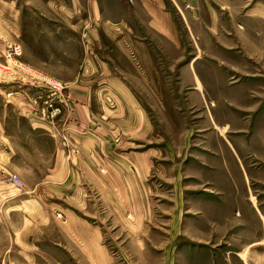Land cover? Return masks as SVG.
<instances>
[{"label":"rangeland","instance_id":"rangeland-1","mask_svg":"<svg viewBox=\"0 0 264 264\" xmlns=\"http://www.w3.org/2000/svg\"><path fill=\"white\" fill-rule=\"evenodd\" d=\"M227 1L226 8L216 5L217 12L225 14L215 22L214 32L181 29L180 61L175 54L182 64V80L194 61L214 90L210 95L220 94L223 101L207 98L205 103L191 97L196 89L189 79L183 85L159 79V84L129 86L149 127L143 138L114 150L122 155L149 147L153 164L147 177L133 197L124 183L116 188L125 186L127 196L116 195L102 181H87L90 189L81 186L87 195L76 198L65 197L60 187L55 198L63 200L61 208L56 206L60 202L49 199V190L37 197L27 186L53 169L50 154L55 140L63 148L65 133L49 123H57L61 116H40L35 135L28 114L47 111L42 100H34L45 98L42 86L48 85L47 79L59 82L68 70L59 59L39 62L37 68L30 62L37 60L33 48L41 40L39 32L77 31L73 14L84 0H0V264H264V19L243 17L249 13L264 17V0ZM47 43L41 46L52 53L53 46ZM117 44L112 45L113 56L121 69L140 72L133 55L122 51L126 46ZM15 46L20 55L9 59ZM166 66L156 71L180 76L178 69ZM54 102L65 106L56 98ZM92 106L112 109L116 102L107 96L92 101ZM208 110L227 119L228 127H202ZM218 137L228 139L236 153L233 161L241 160L250 181L223 180L221 173L237 170L221 166L222 160L231 161L232 153ZM9 174L18 175L24 185L10 184ZM238 189L247 194L238 197ZM240 199L257 200L258 212L249 211L240 219ZM73 212L102 226L109 252L106 261L88 260L73 243L78 241L76 233L83 234L80 225L73 228L64 221V213Z\"/></svg>","mask_w":264,"mask_h":264},{"label":"crops","instance_id":"crops-1","mask_svg":"<svg viewBox=\"0 0 264 264\" xmlns=\"http://www.w3.org/2000/svg\"><path fill=\"white\" fill-rule=\"evenodd\" d=\"M220 4L228 7L226 0H88L86 12L90 26L87 30L84 0L83 7L78 4L77 13L73 14L77 24L72 27L77 26L76 32L74 30L45 34L39 32L41 35L38 37L41 40L37 39L35 42L37 49L33 48V56L37 60H31L30 65L37 68L40 67L39 62L47 63L51 59L54 61L59 59V63L67 68L68 71L59 81L67 86L65 90L67 103L62 108L60 120L49 125L52 129L62 128L65 133L63 135L67 137L68 148L76 151L68 155L66 148H60L55 140L50 154L54 161L53 169L37 182L27 185L29 191L41 197L49 190V199L60 202L56 204L58 207L64 205L63 200L55 198L60 187L66 192L63 194L65 197L76 198L87 195L83 194L81 186L88 190L92 181H102L109 189L115 190L116 195L127 196L125 186L124 189L117 191L118 184L124 183L128 188V194H132L133 197L134 189L147 177L153 161L149 147L122 155L114 150L120 149L119 145L125 144L128 140L132 144L133 141L140 139L144 130L149 127L147 116L134 103L137 98L129 86L159 84L162 82L159 79L163 80V84L183 85L187 84L189 79L196 89L191 97H198L205 103L207 98L211 101H223L220 94L210 95L214 90L209 88V82H204L199 75L197 68L192 64L193 60L185 69L189 76L184 80L181 79L182 64L177 63L181 59V29L186 27L189 32H214L215 22L221 21L225 14V11L223 16L217 12L216 5ZM243 17L264 19L263 16L254 13L244 14ZM46 42L48 46H53L52 53L47 47L43 50L41 45ZM113 44L126 46L127 50L121 48L122 51L133 55L131 58L133 61L136 60L135 67L140 72L132 74L121 69L113 56ZM176 52L179 59L177 62ZM165 54H169L168 59L165 58ZM166 65L178 69L180 76L177 77L176 74L166 76L156 71L167 68ZM155 78L157 80H153ZM107 96L112 101L115 100V108L109 109L105 106L97 110L92 106V101H104ZM229 104L235 105L233 101ZM28 115L33 124L30 126V132L37 135L41 118L32 113ZM222 117L208 110L206 122L202 127L205 124L211 126V129L218 126L228 127V120ZM218 138L229 145V152L232 153L231 161L222 160L221 166H233L237 170L221 173L223 180L227 178L229 181H250L251 176L242 167L241 160L233 161L236 153L227 142L228 139ZM238 191V197L247 194L245 189ZM248 191L251 192L250 189ZM240 202L243 203L237 210L240 219H244L249 211L258 212L255 207L257 200L246 203L240 199ZM86 203L84 200V204ZM241 211L244 212V216ZM64 214V221L71 223L69 226L74 228L80 225L83 229V234L76 233L78 241L74 240L73 243L81 247L84 256L91 261H106L109 252L102 240V226H96L93 221L81 218L74 212ZM53 244L58 245L54 242Z\"/></svg>","mask_w":264,"mask_h":264},{"label":"built area","instance_id":"built-area-1","mask_svg":"<svg viewBox=\"0 0 264 264\" xmlns=\"http://www.w3.org/2000/svg\"><path fill=\"white\" fill-rule=\"evenodd\" d=\"M19 55H20V48L15 46L13 47L12 51L10 52V54H8L7 57L10 59L12 56L17 57ZM47 82L48 85L46 87L42 86L47 90V93L45 94V98H43V96L40 95L37 100H34L35 103L42 100V105H46L45 109L47 111L39 115L36 113L34 114L37 117L40 116L44 117L46 114L47 117L53 119L60 116V114L62 113V108L58 105H55L54 100L56 98L58 99V101L66 104L67 98H66V94H64L63 92L66 90L67 86L65 84H62L61 82L54 81L52 79H48ZM62 139H63L62 145L63 147L66 148L68 155L74 153L76 150H70L68 148L67 137L65 135H62ZM7 179L10 184H13L17 187H22L24 185L23 180L16 174H9Z\"/></svg>","mask_w":264,"mask_h":264},{"label":"bare ground","instance_id":"bare-ground-1","mask_svg":"<svg viewBox=\"0 0 264 264\" xmlns=\"http://www.w3.org/2000/svg\"><path fill=\"white\" fill-rule=\"evenodd\" d=\"M48 80V79H47ZM46 87V86H45Z\"/></svg>","mask_w":264,"mask_h":264}]
</instances>
